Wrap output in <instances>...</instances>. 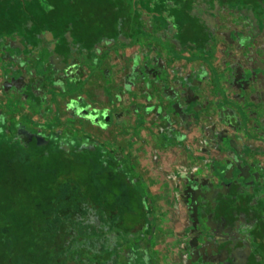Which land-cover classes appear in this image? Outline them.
<instances>
[{
  "label": "flooded vegetation",
  "instance_id": "1",
  "mask_svg": "<svg viewBox=\"0 0 264 264\" xmlns=\"http://www.w3.org/2000/svg\"><path fill=\"white\" fill-rule=\"evenodd\" d=\"M50 1L55 2L38 0L39 6L51 12ZM162 1L177 14L164 19L182 31L181 36H173L175 42H187L183 30L194 22L202 31L198 39L211 47L214 61L250 64L264 85V0H82L85 7L98 12L100 27L109 25L111 31L126 25L140 28L143 11L150 12L155 2ZM60 2L67 6V24L97 42L98 35L92 34L74 0ZM110 19L114 22L109 23ZM51 51L54 71L64 70L70 51L64 55ZM22 84L21 79L16 82L19 87ZM29 85L33 93L39 92L40 81ZM26 90L21 89L19 98L32 100L28 112L0 107V189L11 194H0V215L4 216H0V241L7 245L12 264H26L28 256L25 249H16L22 233L8 234L18 223L35 224L49 232L50 253L39 252L36 264H264V154L251 162L229 163L217 171L215 181L205 185L178 172L172 177L176 184L171 190L167 185L171 175L163 165L147 176L138 162L87 136L83 128L39 121L38 98ZM261 129L262 137L249 148L255 151L259 145L264 153V126ZM75 145L110 150L98 158L100 164L107 157L114 161L112 191L107 192L104 185L105 171L99 170L95 185L91 181L95 171L87 166L79 171L78 181L69 185L68 180L62 185L61 179L54 181L45 200L43 173L60 172L67 177L63 170L72 162L67 151L57 156L50 150ZM76 156L88 165L94 154ZM47 157L51 171L43 169L48 167ZM153 178L159 183L157 192L150 184ZM113 185L122 188L118 194Z\"/></svg>",
  "mask_w": 264,
  "mask_h": 264
},
{
  "label": "crops",
  "instance_id": "2",
  "mask_svg": "<svg viewBox=\"0 0 264 264\" xmlns=\"http://www.w3.org/2000/svg\"><path fill=\"white\" fill-rule=\"evenodd\" d=\"M60 1L49 12L38 0H0L1 108L28 112L32 100L19 98L24 87L38 98L39 121L83 128L138 162L147 176L163 165L171 190L178 172L205 185L229 163L262 159L261 146L249 148L264 126V85L250 64L214 61L194 22L183 30L187 42H175L182 31L164 22L177 18L164 1L143 11L140 28L111 31L106 25L97 42L67 24ZM41 18L47 22L36 25ZM52 49L70 51L64 70L52 68ZM35 81L37 94L29 85ZM150 184L157 192V179Z\"/></svg>",
  "mask_w": 264,
  "mask_h": 264
},
{
  "label": "trees",
  "instance_id": "3",
  "mask_svg": "<svg viewBox=\"0 0 264 264\" xmlns=\"http://www.w3.org/2000/svg\"><path fill=\"white\" fill-rule=\"evenodd\" d=\"M49 14V12H48ZM47 14V16L49 17V19H51V17ZM38 20V19H37ZM33 21V20H32ZM47 21H45L44 18L39 19L36 22V25L42 24L44 25V23H46ZM46 27H43L40 29V33H42V31H44ZM74 153L75 154H94L93 157H89L88 160L86 162H88V165H85V162L83 160H81V162H84L83 167H89L91 170H104L105 171V176H106V182L109 183L110 185H112V183L115 180V172H114V161L110 158L107 157V160L105 162V164H100V160L98 158V155L100 154H104L110 151L107 147H101V146H95L94 148H86V147H81V145H75L74 146ZM44 152V150H43ZM66 151L60 148H57L56 150H50V153H53L54 155L60 156L62 155V153H65ZM59 158V157H58ZM46 160V159H45ZM45 162V161H44ZM48 167H44L43 169H45L46 171H51V166H49V157H47L46 160ZM53 169V168H52ZM45 171V172H46ZM93 174V173H91ZM62 178V174L60 172H58L56 175L51 176L50 173H43L42 177H41V185H42V193L45 196V200L49 199V196H51V193L49 194V192H46V190L48 191V188H50V186L54 183V181L58 180L60 181V179ZM98 177L96 175H91V181L93 184L97 185L98 184ZM62 183V180L60 182V184ZM66 183V182H65ZM70 184V181L68 182V185ZM110 188V187H109ZM108 192V191H107ZM49 194V196H48ZM107 199H109L107 197ZM3 219L4 216L3 214L0 215ZM52 224H48L47 226L50 227ZM37 226L35 224H30V223H26V224H22V223H18L16 225H12L11 229L8 231L9 235H18L19 233H22L19 235V238H17V240H19V243L16 246V249H25V251L28 253L27 256V260H26V264H36L34 262V257L41 252V255L44 254H49L50 250H51V243L52 240L48 237L49 232H46V228H40L37 229ZM24 233V234H23ZM3 235V234H2ZM43 264L45 263L44 261L42 262ZM50 261L47 262V264H49ZM46 264V263H45Z\"/></svg>",
  "mask_w": 264,
  "mask_h": 264
},
{
  "label": "water",
  "instance_id": "4",
  "mask_svg": "<svg viewBox=\"0 0 264 264\" xmlns=\"http://www.w3.org/2000/svg\"><path fill=\"white\" fill-rule=\"evenodd\" d=\"M74 2H75V6L79 8V10L82 12L83 16L87 20L88 24L90 25L92 29V34H97L98 36H101L102 33H101L100 23L102 19L98 18V12H92L90 10V7H85L83 5L82 0H74ZM50 4L53 7L55 6V3H52L51 1ZM83 113L92 119L97 118L95 115H93L92 111L87 108H84ZM0 194L11 196V194L8 191L3 189H0ZM0 264H12L8 252V247L4 241H0Z\"/></svg>",
  "mask_w": 264,
  "mask_h": 264
},
{
  "label": "rangeland",
  "instance_id": "5",
  "mask_svg": "<svg viewBox=\"0 0 264 264\" xmlns=\"http://www.w3.org/2000/svg\"><path fill=\"white\" fill-rule=\"evenodd\" d=\"M73 149H74V146H72V149L69 148L68 150H65V151H67L68 154H71V158H72L71 161L72 162L70 165L67 166L68 168L66 167L63 170V171H66L65 174H68V175H67V177H66V175H63V177L61 178V180H62L61 185L64 184L65 182L72 181V180L78 181L77 179H79L81 177V176H79V173H80L79 171L83 172L84 169L85 170L87 169L86 167L82 166L83 161L81 163V160H80L81 156L77 157L76 154L74 153ZM77 162H79V164ZM67 170H68V172H67ZM69 171H71V172H69ZM94 171L95 172H93V174H91V175H98L99 174L98 169H95ZM104 183H105L104 185H106V190L112 191V188H109L111 185L109 183H107L106 180H104ZM113 186H114L113 191L115 193L117 192V194L122 189L121 187L119 188L117 185L116 186L113 185Z\"/></svg>",
  "mask_w": 264,
  "mask_h": 264
}]
</instances>
